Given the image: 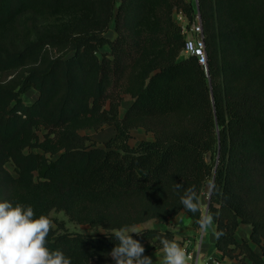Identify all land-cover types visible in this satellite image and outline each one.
I'll return each mask as SVG.
<instances>
[{"label":"trees","instance_id":"16d2710c","mask_svg":"<svg viewBox=\"0 0 264 264\" xmlns=\"http://www.w3.org/2000/svg\"><path fill=\"white\" fill-rule=\"evenodd\" d=\"M178 11L200 18L206 64L181 58ZM112 23L115 37L105 35ZM0 74V202L103 230L57 221L50 250L114 264V229L181 212L199 229L180 197L194 186L201 200L212 182L217 249L264 264V0H0ZM114 89L132 99L123 114ZM107 125L105 146L81 133ZM141 128L153 138L133 147ZM242 223L251 233L238 241ZM138 232L157 248V237L176 240L170 227Z\"/></svg>","mask_w":264,"mask_h":264},{"label":"clouds","instance_id":"9594fccd","mask_svg":"<svg viewBox=\"0 0 264 264\" xmlns=\"http://www.w3.org/2000/svg\"><path fill=\"white\" fill-rule=\"evenodd\" d=\"M181 185L177 184V188ZM214 184L209 183V194ZM183 210L194 216L202 235H207L213 225V215L201 204L194 186L184 189L180 197ZM52 230V220L46 215L37 216L31 206H22L5 200L0 202V264H72L61 250H50L47 237ZM132 234L140 235L134 227H121L113 230L118 242L108 255L114 264H154L150 256L144 255L145 248ZM217 238L220 233H216ZM162 245V257L155 264H193V253L173 239L157 237ZM156 256V255H155ZM194 264H201L198 254Z\"/></svg>","mask_w":264,"mask_h":264},{"label":"rangeland","instance_id":"374dc122","mask_svg":"<svg viewBox=\"0 0 264 264\" xmlns=\"http://www.w3.org/2000/svg\"><path fill=\"white\" fill-rule=\"evenodd\" d=\"M180 12L181 11H178L174 15H175L176 20L184 26V24L186 25V22L188 19L185 17V15H184V17L180 18V15H181ZM114 27H115V23H112L111 28L105 33V35H107L109 37H115L116 32H115ZM184 27L187 28L186 26H184ZM34 29L35 28H34V26L31 25V23H27L24 26V30L27 33L32 32ZM185 31L187 33V37L192 36V31L190 30V28L185 29ZM108 50H109V47L106 46L101 50V53L108 51ZM187 56H188V54L183 51L181 54V58H184ZM0 78H3L2 74H0ZM112 94H113L115 100H120L121 96L124 97L123 101H122V106H121L122 112L124 111V108H126L130 104V102L132 101V99L130 98V95H126L123 93L119 94L116 89L112 90ZM37 96H38V93L32 90V91H29L28 93H26L24 95V98L26 99V102L30 103L33 100H35L37 98ZM81 133L84 135L85 134L89 135V138H90L89 143H91V141H94L99 146H105L106 140L109 139V137L112 135V130L106 126V127L102 128V130H100V131H96V130L92 129L91 131L88 132V131L82 130ZM152 138H153L152 133H148L142 128L141 129H134L132 131V137H131L129 142L133 147H137L141 141L149 140ZM40 141H42V142L44 141L43 136H41ZM36 150L39 151L40 149L37 148ZM7 167L13 171V166L11 163H8ZM201 198H202V206L204 208H207L206 204H208V201H209V185H206L205 188L203 189ZM51 216L53 218L52 225L54 227H57V221L63 220V221H65L66 228L70 232H83V233H89V234L103 232V230H96V229L91 228L90 225H88V224H79V223L71 220L69 215L66 214V212L63 210L54 209L51 212ZM183 224H184V221H181V225H183ZM133 227L136 228L137 231H140V230L145 229V228H159V229L163 228V229H165L166 227H170V228L174 229L175 231L178 230V225H177V223L173 222V220L169 223H166V224H160L154 220H150L148 222H144V223L135 225ZM257 249H258V251H260V248L258 246H257ZM88 264H98V263H96L95 260H91Z\"/></svg>","mask_w":264,"mask_h":264},{"label":"crops","instance_id":"0c3cea01","mask_svg":"<svg viewBox=\"0 0 264 264\" xmlns=\"http://www.w3.org/2000/svg\"><path fill=\"white\" fill-rule=\"evenodd\" d=\"M125 109L126 108H124V111ZM124 111L123 112L121 111V114H123ZM107 127H109L112 130V135H113L114 134L113 127L109 125H107ZM91 130L92 129H87L84 131L89 132ZM201 204H202V198H201ZM172 220L178 225V230L175 231V238L181 244V246L185 247L187 250H197L200 248V255L202 258L213 255L221 259V264H243L238 258H230L227 256H223L222 252L217 249L216 247V224L214 222H213L212 228L208 231L207 235H202L199 229L193 226L192 219L186 213L181 212ZM181 221H184L183 225H181ZM160 224H166V223H160ZM250 233H251V226L249 224L242 223L237 228L236 239L238 241H242L243 239H249ZM142 245L145 248L144 255L150 256L152 260L154 261V264H155L157 257H162L163 253L161 251V248L153 247L151 243H144ZM253 246L258 251L257 245L253 244ZM249 263L250 262L246 260L244 264H249Z\"/></svg>","mask_w":264,"mask_h":264},{"label":"built area","instance_id":"2783aa9c","mask_svg":"<svg viewBox=\"0 0 264 264\" xmlns=\"http://www.w3.org/2000/svg\"><path fill=\"white\" fill-rule=\"evenodd\" d=\"M180 14V18L184 17L185 15L182 12H180ZM184 26L190 28V30L192 31V36L187 37V41L183 51L188 55H198L201 63L206 64L205 42L200 18H198L197 21L192 24H189V21L187 20L186 25L184 24ZM187 28L184 27V29ZM197 250L198 254L200 255V248ZM197 250H187L188 252L193 253V264L197 255ZM201 264H221V259L213 255L204 258L201 257Z\"/></svg>","mask_w":264,"mask_h":264},{"label":"water","instance_id":"95a60500","mask_svg":"<svg viewBox=\"0 0 264 264\" xmlns=\"http://www.w3.org/2000/svg\"><path fill=\"white\" fill-rule=\"evenodd\" d=\"M206 69H207V71H208V66H206ZM211 194H212V192H211ZM211 194H209V199H210V197H211ZM208 206H209V201H208V204H207V210H208Z\"/></svg>","mask_w":264,"mask_h":264}]
</instances>
